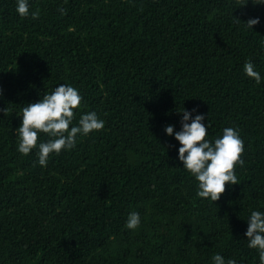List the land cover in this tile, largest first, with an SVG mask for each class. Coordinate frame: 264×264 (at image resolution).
I'll use <instances>...</instances> for the list:
<instances>
[{"label": "trees", "instance_id": "16d2710c", "mask_svg": "<svg viewBox=\"0 0 264 264\" xmlns=\"http://www.w3.org/2000/svg\"><path fill=\"white\" fill-rule=\"evenodd\" d=\"M0 0V264H258L246 218L264 211V5L252 0ZM60 9H63L61 14ZM259 16L247 29L243 21ZM83 95L102 130L76 148L16 150L17 114L54 86ZM198 108L208 136L235 126L240 183L212 202L177 157V111ZM175 145L176 147H170ZM141 226L125 228L129 212Z\"/></svg>", "mask_w": 264, "mask_h": 264}, {"label": "clouds", "instance_id": "9594fccd", "mask_svg": "<svg viewBox=\"0 0 264 264\" xmlns=\"http://www.w3.org/2000/svg\"><path fill=\"white\" fill-rule=\"evenodd\" d=\"M16 12L21 18L39 19V9L32 10L30 0H15ZM254 5H264V0H252ZM63 9H60L63 14ZM243 21L247 29L261 22L260 17H250ZM245 76L254 80L257 85L264 81V76L256 69L249 59L243 64ZM83 95L77 87L70 83H60L54 86L35 102L24 104L17 116L20 124L15 129L17 138L16 150L22 155H28L35 150V163L46 167L50 154L59 155L62 151L76 148L78 140L102 130L105 121L95 110L79 111ZM4 112V109H0ZM180 115L179 130L176 125L167 124L164 132L179 142L176 148L177 159L182 162V168L196 181V196L210 199L212 202L220 198L225 191L226 182L229 186L240 183L235 172L237 165L242 166L244 160V141L240 130L235 126L223 127L216 136H208V123L205 114L198 108L177 111ZM175 148V145H170ZM246 220L247 247L255 249L258 264H264V211L250 210ZM125 228L136 230L141 226L139 212H129ZM212 264H239L234 258H227L215 253Z\"/></svg>", "mask_w": 264, "mask_h": 264}]
</instances>
